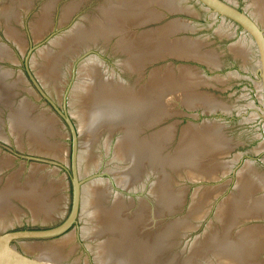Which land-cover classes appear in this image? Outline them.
I'll return each instance as SVG.
<instances>
[{
	"label": "water",
	"instance_id": "water-1",
	"mask_svg": "<svg viewBox=\"0 0 264 264\" xmlns=\"http://www.w3.org/2000/svg\"><path fill=\"white\" fill-rule=\"evenodd\" d=\"M0 264H264V0H61Z\"/></svg>",
	"mask_w": 264,
	"mask_h": 264
}]
</instances>
